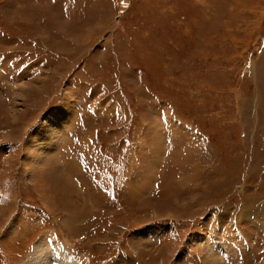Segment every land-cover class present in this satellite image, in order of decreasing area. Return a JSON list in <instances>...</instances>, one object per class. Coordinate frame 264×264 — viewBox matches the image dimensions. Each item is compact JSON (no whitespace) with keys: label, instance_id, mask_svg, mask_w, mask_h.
Listing matches in <instances>:
<instances>
[{"label":"rangeland","instance_id":"obj_1","mask_svg":"<svg viewBox=\"0 0 264 264\" xmlns=\"http://www.w3.org/2000/svg\"><path fill=\"white\" fill-rule=\"evenodd\" d=\"M40 239L264 264V0H0V264Z\"/></svg>","mask_w":264,"mask_h":264},{"label":"bare ground","instance_id":"obj_2","mask_svg":"<svg viewBox=\"0 0 264 264\" xmlns=\"http://www.w3.org/2000/svg\"><path fill=\"white\" fill-rule=\"evenodd\" d=\"M38 242L39 243L36 245V247H38V246H43V247L35 250V252H34L35 260H37V258L40 256H46L43 259H40L38 261V263L42 264V263H46V261L48 262V264H53V261H55V263H57L56 259L54 258V255L50 254L49 246L44 245V242L41 239ZM51 242H52V244H49V245L52 248L54 247L55 249H57V251H56L57 255L56 254L55 255L58 258L59 257V251H58L57 245L55 242H53V241H51ZM60 256L62 258V263H64V264H77L76 261H74L72 258L69 257L70 255H66L64 252H63V254H60ZM44 259L45 260L47 259V260L45 261Z\"/></svg>","mask_w":264,"mask_h":264}]
</instances>
